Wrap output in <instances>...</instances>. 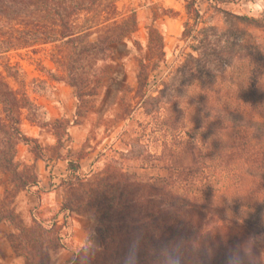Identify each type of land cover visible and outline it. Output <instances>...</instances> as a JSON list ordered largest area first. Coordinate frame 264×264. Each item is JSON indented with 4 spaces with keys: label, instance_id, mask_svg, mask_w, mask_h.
Returning <instances> with one entry per match:
<instances>
[{
    "label": "rangeland",
    "instance_id": "obj_1",
    "mask_svg": "<svg viewBox=\"0 0 264 264\" xmlns=\"http://www.w3.org/2000/svg\"><path fill=\"white\" fill-rule=\"evenodd\" d=\"M187 1L121 0L122 11L136 9L137 29L105 56L76 54L65 39L42 42L20 11L0 14V72L29 101L15 112L18 133L0 104V264H72L85 247L95 245L94 208L85 198L75 199L76 184L108 167L115 178L123 173L165 182L167 162L192 160L183 151L189 146L178 141L183 137L199 140L201 149L193 145L195 159L210 163V128L198 127L191 108L199 73L210 85V48L195 64L180 63L181 51L189 50L181 39L189 19ZM198 1L209 26L226 21V12L264 18V0ZM33 15L38 23L41 17ZM151 25L164 35L165 55L159 66L152 63L149 81L140 88L137 75L147 57ZM254 32L264 48V33ZM68 160L80 169L70 170ZM198 184L194 187L216 185L210 178ZM179 187L174 189L186 192ZM208 192L207 218L219 220L229 212L210 209ZM245 234L253 243L245 246L243 258L253 248L251 257L264 264V232Z\"/></svg>",
    "mask_w": 264,
    "mask_h": 264
},
{
    "label": "trees",
    "instance_id": "obj_2",
    "mask_svg": "<svg viewBox=\"0 0 264 264\" xmlns=\"http://www.w3.org/2000/svg\"><path fill=\"white\" fill-rule=\"evenodd\" d=\"M120 2L0 0V14L20 11L29 17L30 30L39 31L37 38L42 42L65 39L72 42L76 54L105 56L137 29L136 9L126 6L122 11ZM198 3L187 1L189 19L181 39L189 50L183 49L179 58L180 63L195 64L210 48V85L203 82L205 73H199L191 97L198 127L210 128V163L195 159L193 145L201 149L199 140L183 137L178 141L189 146L183 151L189 152L192 160L187 165L167 162L165 182H143L123 173L115 178L108 167L106 172L77 183L75 199H86L98 224L96 244L85 247L72 264L258 262L251 257L253 248L249 247L248 259L242 255L248 250L245 246L253 243L245 232H264V48L254 32L264 33V18L226 12V21H210L209 26ZM35 12L41 19L34 24ZM147 36V57L141 59L137 75L140 88L149 81L152 63L159 66L165 55L161 31L151 25ZM193 68H189L192 75ZM28 102L0 72V104L16 133L15 112ZM67 166L72 171L80 169L73 160H68ZM209 178L215 186L194 187ZM176 186L186 192L175 190ZM208 190L210 209L229 212L219 220L211 215L210 221L207 218L204 200Z\"/></svg>",
    "mask_w": 264,
    "mask_h": 264
}]
</instances>
